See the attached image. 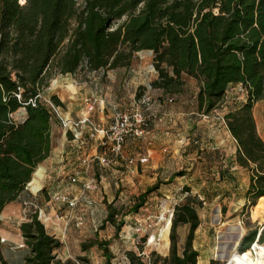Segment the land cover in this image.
Instances as JSON below:
<instances>
[{"label":"trees","instance_id":"obj_1","mask_svg":"<svg viewBox=\"0 0 264 264\" xmlns=\"http://www.w3.org/2000/svg\"><path fill=\"white\" fill-rule=\"evenodd\" d=\"M144 51H152L158 72L152 87L180 94L185 78L195 79L202 113L220 107L231 85H243L246 102L223 118L238 145L227 163L251 172L248 202L256 206L264 200V140L254 117L255 104L264 99V0H0V217L29 183L33 190L34 172L52 151L54 113L42 99L52 72L75 73L84 63L90 71L129 69ZM51 101L63 105L58 96ZM179 175L184 174L174 173L168 182ZM162 183L159 179L141 193L130 212H138ZM203 204L189 194L175 206L168 256L152 252L146 261L129 251V264H197L194 241ZM117 214L109 205L102 229L112 223L120 233L124 221L117 222ZM181 226L189 227L182 246ZM20 230L29 250L22 264H79L57 258L63 242L37 215ZM257 236L254 230L243 237L241 254ZM259 239L264 242V234ZM2 245L0 233V264H12ZM96 245L111 263L109 241L90 240L82 249Z\"/></svg>","mask_w":264,"mask_h":264},{"label":"rangeland","instance_id":"obj_2","mask_svg":"<svg viewBox=\"0 0 264 264\" xmlns=\"http://www.w3.org/2000/svg\"><path fill=\"white\" fill-rule=\"evenodd\" d=\"M52 73L42 98L49 100L52 96H58L63 105L54 111L52 151L35 170L36 172L39 167H43L42 178L35 182V172L32 178L35 189L40 191L35 195L30 185L26 191L30 198L26 197L24 201H35L53 216L59 207L53 199L54 192H72L70 188H75L81 193L80 183L73 184L71 176L82 169V149L72 142V131L65 127L61 117H69L75 122L78 119L77 114H81L83 110V98L86 95H94L98 100L105 101L104 105L98 102L92 113V119L97 123V115L105 113L111 122L116 111H126L134 100L144 95L150 96L152 102H158L166 94L172 96L174 101L171 104H175L178 113L177 120L170 128L173 139L160 142L163 148H169L168 158L162 160L160 169L152 168L150 161L144 163V167L139 166L138 170L131 168L129 163V167L118 165L107 168H101L95 163L93 174L99 180L100 186L98 190L85 196L95 199L96 205L92 209L81 205L78 210L87 213L85 225L81 228L70 226L66 233H63L60 225L62 223L59 222L55 226L46 227L63 242V246L57 251V257L63 262L71 259L79 264H129V251L138 252L146 261L150 260L148 257L152 252L162 257L168 256L174 208L189 194L197 195L204 202L199 210L201 225L196 231L194 241V246L200 253L197 264H230L232 257L240 253V244L245 235L254 230L258 232V236L264 234V200L253 206L247 198L251 172L240 166L231 170L228 163L219 165L214 155L217 150L206 148L210 143L216 142L219 135L226 137L224 116L247 100L242 85H231L220 107L206 114L198 109L195 96L199 85L195 79L186 77V85L180 94L163 93L161 89L152 87L158 72L153 63V53L149 51L137 53L129 69L90 71L84 63L75 73ZM192 116L203 122L199 129H192ZM254 117L258 133L264 140V99L255 104ZM161 128L157 127L156 132L161 131ZM199 131L206 132V137L205 133L201 137ZM192 132L197 134L196 140L192 139ZM144 139L145 146H148L151 139ZM226 144L229 151L231 144L228 141ZM223 153L226 156L227 151ZM180 171L184 175L168 182L174 173ZM159 179L164 183L149 195L146 204L138 212H130L137 197ZM185 188H190V191L187 192ZM109 205L118 211L116 221H124L118 234L112 223H107L102 229ZM24 210L23 203L18 205V210L4 221L1 228V237L6 240L2 243L4 256L12 264H20V261L16 262L23 258V253L29 252L27 246H21L24 242L21 241L20 225L30 218L29 214L25 216ZM137 224L147 228V231L135 233ZM233 226L245 229L235 248L233 245L237 233L232 229ZM188 229V226L179 228L181 246L186 241ZM148 234L153 236L150 240ZM95 239L109 241L108 247L113 254L111 263L104 256L103 249L97 245L83 251L82 244ZM260 243L264 246V242ZM223 252L224 258L217 255ZM78 257H84L85 260H78Z\"/></svg>","mask_w":264,"mask_h":264},{"label":"built area","instance_id":"obj_3","mask_svg":"<svg viewBox=\"0 0 264 264\" xmlns=\"http://www.w3.org/2000/svg\"><path fill=\"white\" fill-rule=\"evenodd\" d=\"M20 1L21 3L25 2V0ZM149 87H151V85H149ZM167 99L171 103L174 101L173 97H168ZM44 101L51 106L53 113L60 108V106H56L52 103L51 98ZM98 102L100 105H104L105 101L104 99L98 100L94 95H86L83 98V110L80 117L75 122L69 117H61L65 127H69L72 131L70 132L72 142L82 149V169L77 170L71 176V182L73 184L79 183L80 180L84 181L83 188L80 191L81 193L71 194L61 191L54 192L53 199L60 204L54 216L35 201L29 200L23 202L25 216L28 214L37 215L38 219L44 223L46 227L55 226L57 222H63V233H66L70 226L81 228L85 225L87 213L84 210L78 211L81 205H85L89 209L94 208L96 205L95 199L85 196L88 192L98 190L100 186L99 180L93 174L95 163L101 168L119 165L124 158V145L127 140L133 137L147 138L151 122L155 119H160L159 116L153 112L155 102H152L150 96L144 95L134 100L126 111H116L111 122L103 125L92 119V113L96 109ZM93 144L96 145V152L94 154L89 151ZM147 162H149V156H141L128 160V163L131 165L136 163L144 164ZM29 186L30 183L28 184V188ZM39 191L40 189L37 192ZM37 192L33 193L36 195ZM134 231L138 234L145 233L147 228H143L141 224H137ZM148 235L150 240L153 236L150 234ZM259 237L250 247L253 256H256L257 252L260 251V248L263 246V244L260 243ZM5 241L6 240L1 237V242L3 243ZM21 246L25 247V243ZM230 264H235L234 256L230 260Z\"/></svg>","mask_w":264,"mask_h":264},{"label":"crops","instance_id":"obj_4","mask_svg":"<svg viewBox=\"0 0 264 264\" xmlns=\"http://www.w3.org/2000/svg\"><path fill=\"white\" fill-rule=\"evenodd\" d=\"M161 91H163V90H161ZM167 96L168 95L166 94L164 96L165 98L154 103L153 112H155L159 116L160 119L159 120H157V119L153 120V122L149 126V136L148 137L151 139V141L149 142L150 146L149 145L145 146L146 141L144 138H134V137L129 138L127 140L126 144L124 145V158L121 161V163L119 164L120 166L129 167L128 166V160L131 158H139L141 156H149V161L151 163V167L158 170L162 166V160H164V159L166 160V158H168L167 151L169 148L168 147L163 148V146H162L163 144L160 142H162L163 140L170 141L173 139L174 135H172V131L170 130V128L173 126V123L177 120V118H178L177 114L178 113H177L175 104H171V102L168 101ZM77 117L78 118L80 117L79 113L77 114ZM94 117H96V116H94ZM108 117L109 116H107L105 113H103V114L97 115L96 119L99 123L106 124L109 122V120L107 119ZM193 117H194V120H192V129H194V128L199 129V126L202 125L203 122L200 121V119L196 118L195 116H192L191 119H193ZM162 119H163V121H161ZM157 127H162L161 131L156 132ZM224 128L226 131L225 132L226 137H221L219 135L218 138L216 139V142H212L209 144V146H206L207 149L217 150L215 152V154L218 156L216 161L219 165H225L227 162L234 160L237 149H238L237 142L235 141L234 137L231 135L226 124H224ZM203 133H205V137H206V135H207L206 132L203 131ZM203 133L200 134L201 137H204ZM197 137H198L197 134L195 132H192V139L196 140L195 138H197ZM158 141H159V143H158ZM226 141H228L229 144H231V147H229V151L227 149L228 146L226 144ZM225 151H227V154H226L227 157L223 153ZM90 152L92 154H94L96 152V145H94V144L91 145ZM139 166L144 167L145 164L136 163V164L131 165V168H133L134 170H138ZM237 168H238V166L234 164V166L231 167V170H235ZM156 176H159V174L156 173ZM31 183H32V181H31ZM79 183H80L81 187L83 188L84 181L80 180ZM82 188L80 189V191L82 190ZM38 190L39 189H35V185H34L33 191L37 192ZM70 190L72 192L69 191L68 193H71V194H78L79 193V191L76 190L75 188H70ZM61 192H64V191H61ZM88 193L91 194L92 192H88ZM26 197L30 198L29 194L25 191L19 196V198L15 202L9 204L6 207V209L3 211V213L0 217L2 224L4 223L5 220H7V218L9 216H11L13 213H15L18 210V205L22 204ZM59 207H60V204H59ZM63 207H65V206H63ZM59 223H62L60 225L63 226V222H59ZM0 233H1V230H0ZM21 241H22V243L24 242L23 236H22ZM26 255H27V253H23V258L21 257L16 263H18L20 261V264H22L24 262V258L26 257ZM57 258L60 259V257H57Z\"/></svg>","mask_w":264,"mask_h":264},{"label":"bare ground","instance_id":"obj_5","mask_svg":"<svg viewBox=\"0 0 264 264\" xmlns=\"http://www.w3.org/2000/svg\"><path fill=\"white\" fill-rule=\"evenodd\" d=\"M42 175H43V167H39V169L35 172L34 181L38 182L42 178ZM232 229L237 233V238L234 241V245H233V247L235 248L240 238L243 236L245 229L243 227L240 228L239 226H233ZM217 255L221 258L225 257L224 252ZM234 261H236V264H264V247L262 246L260 248V251L257 252L256 256H253L251 251L250 254L247 253V255L236 254L234 255Z\"/></svg>","mask_w":264,"mask_h":264},{"label":"water","instance_id":"obj_6","mask_svg":"<svg viewBox=\"0 0 264 264\" xmlns=\"http://www.w3.org/2000/svg\"><path fill=\"white\" fill-rule=\"evenodd\" d=\"M149 52H151V53H152V51H149ZM242 237H243V236H242ZM242 237L240 238V240H239L238 244L240 243V241H241Z\"/></svg>","mask_w":264,"mask_h":264}]
</instances>
